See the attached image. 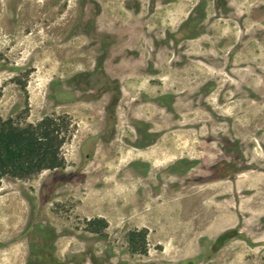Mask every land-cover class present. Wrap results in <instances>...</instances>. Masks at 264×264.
<instances>
[{
    "label": "rangeland",
    "instance_id": "obj_1",
    "mask_svg": "<svg viewBox=\"0 0 264 264\" xmlns=\"http://www.w3.org/2000/svg\"><path fill=\"white\" fill-rule=\"evenodd\" d=\"M53 115L0 264H264V0H0V119Z\"/></svg>",
    "mask_w": 264,
    "mask_h": 264
},
{
    "label": "trees",
    "instance_id": "obj_2",
    "mask_svg": "<svg viewBox=\"0 0 264 264\" xmlns=\"http://www.w3.org/2000/svg\"><path fill=\"white\" fill-rule=\"evenodd\" d=\"M71 120L68 116H45L35 124L15 125L12 119H0V181L10 176L30 178L47 169L64 168L62 148L71 140ZM94 219L91 225H104ZM227 234L221 237L225 240Z\"/></svg>",
    "mask_w": 264,
    "mask_h": 264
},
{
    "label": "crops",
    "instance_id": "obj_3",
    "mask_svg": "<svg viewBox=\"0 0 264 264\" xmlns=\"http://www.w3.org/2000/svg\"><path fill=\"white\" fill-rule=\"evenodd\" d=\"M244 186H245V185H241L240 188H241V187L244 188ZM206 212H207V211H206ZM223 217H224V215H222V216H220V217H217L215 223H217V224H219L220 226H222V225H223ZM206 219H207V217H206Z\"/></svg>",
    "mask_w": 264,
    "mask_h": 264
},
{
    "label": "flooded vegetation",
    "instance_id": "obj_4",
    "mask_svg": "<svg viewBox=\"0 0 264 264\" xmlns=\"http://www.w3.org/2000/svg\"><path fill=\"white\" fill-rule=\"evenodd\" d=\"M207 136V135H206ZM208 177V176H207ZM206 177V180H209L208 178Z\"/></svg>",
    "mask_w": 264,
    "mask_h": 264
}]
</instances>
